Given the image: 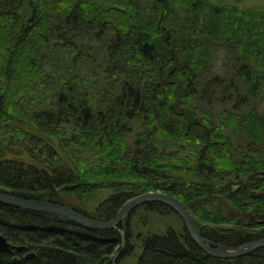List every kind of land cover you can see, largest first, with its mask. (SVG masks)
Listing matches in <instances>:
<instances>
[{"label":"trees","instance_id":"trees-1","mask_svg":"<svg viewBox=\"0 0 264 264\" xmlns=\"http://www.w3.org/2000/svg\"><path fill=\"white\" fill-rule=\"evenodd\" d=\"M68 1L83 0L63 3L0 0V28L4 27L1 44L9 42L15 47L11 55L23 60L6 65L5 73L0 72V112H7L4 105L18 101L12 95L24 89L29 94L16 108L20 116L13 118L46 134L50 133L49 128L60 131L61 126L71 124L75 135L68 138L83 149H92L88 145L98 146L93 140L96 136L102 138L100 143L116 137L119 141L123 134H130L133 125L141 126L146 130L141 140H136L132 149L122 146L119 163L129 176L171 180L175 186L171 188L176 190L174 195L184 199L195 216L210 219L216 226L205 229L198 225L201 236L213 244L233 248L264 238V167H256L259 158L264 165V111L260 108L264 104V31L256 40L249 34L250 41L245 34L242 40L237 29L226 30L225 36L217 33L214 23L198 20L199 15L206 17L202 9L206 1L200 4L194 0H130L137 11L134 16L115 6L121 7L116 9L120 18L114 19L123 21L121 25L108 19L105 6H99L105 0L97 7L95 0H89L90 6L96 8L88 12L71 9ZM189 10H192L190 20L186 17ZM235 17L232 13L228 19L240 26L241 21ZM73 33L85 37V48L76 46V57L67 54L77 44L72 40ZM93 35L101 42L98 47L102 58L97 64H89L90 56L86 55V39L91 40ZM214 46H222L227 52L232 47L238 49L228 53L221 73L215 70L214 55L209 53ZM192 52L196 53L193 57ZM63 53L70 60H64ZM84 63L85 79L76 73ZM13 65L20 70L16 72ZM45 65L47 70L42 69ZM54 69L58 75H54ZM42 74L45 82L60 85L54 95L47 89L39 90L38 84L33 90L28 88L26 79L33 75L42 83V79L38 80ZM230 118L229 125L220 122H228ZM213 126L235 132L243 143L239 152L249 154L253 160L252 170L247 168L244 173L235 168L226 172L228 176L216 172L218 155H214L212 148L214 136L220 134L212 132ZM1 137L0 133V159H3L6 152L1 147L7 141ZM38 139L28 134L27 140L32 145L40 142ZM162 139L167 141L169 149H161ZM180 139L183 147L191 145L188 154L193 157L179 158L181 150L176 146ZM64 140L56 141L67 153L71 144ZM231 142L230 138H223L221 147L223 160L229 162L237 153L241 155L229 148L234 146ZM74 150L67 154L71 153L69 159L78 169L81 160ZM92 153L104 162L115 158V153L107 149ZM33 156L37 164L26 168L23 162L0 160V191L4 192L1 190L4 187L15 190L16 193L9 194L16 197L62 204L57 192L67 189L65 183L73 180L70 168L63 172L61 166H54L65 165V161L51 144L39 148ZM183 168L185 172H196L200 180L184 182L177 174ZM111 183L115 194L95 214L98 220L113 219L125 201L143 193L142 186L150 184L134 183V188L122 190L124 182ZM211 196L212 199L208 198ZM205 205L209 206L208 210ZM141 207L153 213H174L158 202H146ZM128 224L126 218L115 229L90 230L59 216L0 203V233L11 243L26 248L12 255L0 252V264H119L134 250ZM25 252L34 256L24 259ZM116 253L118 256L113 259L111 256ZM136 264H264V247L235 259H217L203 252L185 228L180 236L169 229L164 235L145 239Z\"/></svg>","mask_w":264,"mask_h":264},{"label":"rangeland","instance_id":"rangeland-1","mask_svg":"<svg viewBox=\"0 0 264 264\" xmlns=\"http://www.w3.org/2000/svg\"><path fill=\"white\" fill-rule=\"evenodd\" d=\"M60 1L63 3L66 0H60ZM95 1L97 2L96 7L97 5L102 4V2H104L103 0H95ZM129 1L130 0H105V4H102L99 6H105V8L107 9L108 15H109L108 19H110L116 25H118L117 22L121 25L123 21L118 20L116 22L114 20L115 18H120V16L117 15L119 11L116 9L123 7L125 9L124 11H126L128 16H134L137 14V11H135L136 8ZM179 1L186 2L185 0H179ZM194 1L195 3H200V4H204L206 1L204 6H202L203 13L206 17L203 18V16L199 15V18H198L199 22L205 21L207 23H214V25L217 27L216 28L217 33L220 32L222 35L224 34L223 36H225L226 30L228 32L229 31L233 32L234 29H237L238 30L237 35H240L242 40L245 34L246 40L250 41L248 38V36H250L249 34H251L252 38L256 40V36H259L260 34H262L261 32L264 31V0H194ZM68 3L70 4L69 7L71 9L76 8L80 10V12L82 10L83 11L86 10L88 12L90 11L91 8L92 9L96 8V7L94 8L90 6L89 0H83L80 2H73V3L72 2L70 3L68 1L67 4ZM116 5L121 6V7L115 8ZM216 9H217V12H216ZM186 13H188V16L186 17L189 18L188 20H190V16L192 15V10L186 11ZM227 13H229V16L232 13H235L236 15L235 19L238 18L241 21V25L240 26L235 25V21H230L228 19L229 16L227 17ZM257 27H258V30H257ZM3 28L4 27L0 28V34L4 32L2 31ZM73 38L76 40L77 44L76 45L74 44L72 48H69V50H67V54L70 57H74V56L76 57L78 48L80 49L83 47L85 48V37L79 36L76 33H73L72 40ZM86 42H88L86 44L87 45L86 55L90 56V58H88L89 64L99 63L101 61L102 55L99 53L98 44H101V42L94 35L91 40L86 39ZM76 46H78V48ZM14 48L15 47L13 46L11 47V44H9V42L7 41L4 42L3 44H1V41H0V72H4L3 68H5L6 65L8 66V64L20 63L21 61L23 62L22 59L14 58V56L11 55V53L14 51ZM194 49L196 51L197 48L194 47ZM237 50H238L237 48L232 47V48H229L227 52L222 46L212 47L209 53L210 54L212 53L214 55L215 70L219 71L220 73L222 72L223 69L225 70V65L227 62L226 59L228 58V53L231 54L234 51L237 52ZM48 54H50V52H48ZM57 54L58 53H56V55ZM65 54L66 53L62 54L64 60H70V58L67 59L65 57ZM193 54H196V53L192 52L191 53L192 57H193ZM60 64H61V61H60ZM15 66L16 65H13V67ZM42 69L47 70L46 65L45 67L42 66ZM15 70L17 72V70H20V68L15 67ZM32 70L35 71L34 68H32ZM53 72H54V75H58L57 69H54ZM114 72H115V75H119L118 71L114 70ZM76 73L78 74L80 78L85 79V63L82 66H79L77 68ZM28 78L29 79L25 78L28 84L27 86L29 89H32V90L38 84L39 90L47 89L49 90L50 94L54 95L55 92L58 90L57 88L60 87L59 84L52 85L51 82H45L43 78V74L38 77V80H41V79L43 80L42 83H38L36 76L33 77V75H31ZM13 88L14 87L9 89L8 93L10 95L13 92ZM28 94L29 92L23 89L19 91L17 95H12L13 98H17L19 100L15 102L7 103L6 105H4V107L7 109V112L5 113L0 112V117H1L0 119H1V125H2V127H0V133L2 135L1 138L2 140L7 141V143L5 142L6 145H4V147H1L2 152L3 153L6 152V157L0 160L2 161L10 160V161L17 162V163L23 162L24 167L26 168L28 166H31L34 163L37 164V161L34 162L33 160L35 158L33 155H37V151L39 148H44L47 144H51L53 149H55L57 153L61 155L60 157L65 161V165L67 167L65 165L58 164V163L55 164L54 166H61V169L63 172L66 171L68 168H70L69 174L74 176L73 180L65 183L66 184L65 186L67 187V189L57 192V199L62 203L61 205L69 208L70 210L71 209L75 210L81 214L82 213L87 214L88 217L91 219L92 218L96 219L94 218L95 214H97V212L100 211L103 208V206L107 204L109 198H111L113 194H115V191L113 190L111 186L112 183H108V181L104 180V178L108 177L111 181L124 182L122 183V187H123L122 190H130L134 188V186H132V184L134 183L136 185H139V184L150 182L149 185L142 186L144 190L143 193L134 195L132 198H136L144 194H163V195L172 197L197 222V225H200L201 227L205 229L207 226L216 227L211 222H209L210 219H206V218L202 219V218H198L197 216H195V213L193 212V210L189 209V207L185 204L184 199H180L174 195L176 190L174 189L175 186L172 185L173 183L171 182V180L159 179L157 181H153L149 179L151 177L143 178V177H139L138 175L129 176L130 174L127 173V170H124L125 169L124 167L122 168V166L120 165L121 163L119 162L122 161L121 152L124 150L123 147L128 146L129 149H132L134 142H136V140H141V138L145 135L143 134L144 132H146L144 128H142L141 126L133 125L132 126L133 128H131L130 130V134L129 133L123 134L122 140H119V141L117 140V137H116L115 139L110 138L111 140L110 141L107 140L105 143H102V142L100 143L99 139H102V138L96 136V138L93 140L96 144H99V145L98 146L88 145V147H92V149H88L86 147L85 149H83L82 147L77 146L76 144L71 142L68 138L69 136L75 135V132L73 131L74 128L71 124L61 126L59 128L60 131L56 129H53L51 131V128H49L48 131L50 133L46 134L42 132V130H39L37 132L35 127L33 128L30 126H26L22 124V122L13 118V116H17V117L20 116L19 114L16 113V108L19 109L18 106H21L23 104V100L25 97H27ZM27 103L28 101H26V104ZM260 108L262 109V111H264V104H260ZM30 110H32V108H30ZM242 111L246 112L247 110H242ZM228 116L230 117V114ZM230 121H231V118L228 120V122H223V121H220V122L224 125H229L232 123ZM15 122H16V125H15ZM212 132L216 134L218 132L220 134L219 137L213 135L214 136V147L212 148V150L215 156L218 155L216 156L217 160L215 163V166L217 168V171H216L217 173L223 174L225 172L223 175L228 176L229 174L226 172L230 170L235 171V168H239V170L244 171V173L248 171L246 170L247 168L252 170L253 164H254L253 160L249 158L248 156L249 154L247 155L246 153L242 154V152H239V149L240 148L242 149L243 143L240 142V140L237 138V135L235 134L234 131H232V129L229 130V129H225L221 127L215 129V127L213 126ZM28 134L33 135L35 140L37 138H40L38 139L40 142H35V144L32 145L27 140ZM59 138L66 139L64 140V142L70 141L69 143L71 144L70 145L71 147L67 149L66 151L67 153L70 152L71 149L77 150L79 154L74 153V155H78V157L81 160L80 168L77 169L76 165L75 164L73 165V162L69 159V156L71 153L70 154L64 153V150L59 147L58 141H56ZM223 138L225 139L230 138V140L232 141L231 144L234 146L229 147V148L235 149L237 152H239V154H241V155H238L237 153V157H233L232 158L233 161H230L231 163L229 162L228 159L223 160V157L221 155V147L223 144ZM182 142H183V139H180L179 141H177V146H176L181 150L179 151V154H178L179 156L181 155L179 158H181L182 160H185V158L187 157L188 158L193 157V155L189 156L188 154L192 150L191 145L188 144L183 147V145L180 144ZM3 144H1V146H3ZM8 144H10L9 147L7 146ZM167 146H168L167 141L162 139L161 149L168 148ZM106 149L110 150L111 152H114L115 158L111 157L110 159L105 160L104 162V161H100L99 160L100 157H97L92 153V150L96 154H99L101 151L106 150ZM182 155H185V156L182 157ZM259 156H263V154H259ZM243 159H245V161H243ZM232 162H234L235 165H233ZM260 162L261 161L259 158L258 162L257 163L255 162L256 164H258V166L256 167H260V169H263L264 167V165H262L263 162L261 163ZM40 164L47 167V165L44 163H40ZM242 164L243 166L240 167ZM159 170H161L159 171L161 173L166 172V171H163V169H159ZM83 174H85V176H82ZM177 174L179 177H181V179L184 182H188V181L195 182V181L200 180V177L197 176L196 172H193V171L189 172L188 170L187 172H185L184 168L182 172H178ZM165 175H170V174L167 173ZM174 176L176 175L174 174ZM171 187H174V188H171ZM1 190H4L5 193H14V192L16 193L15 190L7 189L4 187H1ZM131 191H135V193H137V190H131ZM208 198L212 199L213 197L211 196ZM39 201H47V199H42ZM48 202H52V201H48ZM52 203H55V202L53 201ZM124 203H126V201ZM139 205L136 207H140ZM204 208L208 210L209 206L205 205ZM173 212L174 213L163 211L161 213H153L141 207L140 209H138V211H135L132 215L129 214L130 216L129 215L127 216V218L129 219V224L127 226H130L129 238H130V244L134 247V250L130 257H124L119 262V264H136L137 259L142 252L143 243L147 237L155 236V235L156 236L164 235L169 229L175 230L176 233L179 234L180 236V234H182L183 229L185 227L183 225L181 216H179L177 212L175 211ZM222 226L228 227L226 224H223ZM259 229L261 228H258L256 230H259ZM252 241H255V240H252ZM217 246L218 248L226 247L225 245H220V244ZM118 249L119 248L117 247L116 252ZM117 256H118V253H116L115 256H111V257L115 259Z\"/></svg>","mask_w":264,"mask_h":264},{"label":"water","instance_id":"water-1","mask_svg":"<svg viewBox=\"0 0 264 264\" xmlns=\"http://www.w3.org/2000/svg\"><path fill=\"white\" fill-rule=\"evenodd\" d=\"M149 201L160 202L177 212L179 216H181L182 221L186 229H188V233L194 243L199 248H201V250L212 257L219 259H232L249 254L253 250L264 246V238H260L235 248H216L215 245L205 241L201 237L193 218L188 214V212L178 202H176L174 198L163 194H144L136 198H132L122 205L113 219L109 221H102L98 219L82 217L74 210H70L63 205L48 201L20 198L0 191V203L38 213L58 215L90 230L115 229L123 220L126 219V217L136 206ZM21 250H23V247L10 244L7 239L0 234V252L12 253L13 251L19 252Z\"/></svg>","mask_w":264,"mask_h":264},{"label":"bare ground","instance_id":"bare-ground-1","mask_svg":"<svg viewBox=\"0 0 264 264\" xmlns=\"http://www.w3.org/2000/svg\"><path fill=\"white\" fill-rule=\"evenodd\" d=\"M22 124H24V125H26V126H28L27 124H25V123H22ZM175 127H176V129L178 128L176 125H175ZM104 180H106V181H108V183L110 182H112L108 177L107 178H104ZM132 199V198H131ZM130 199V200H131ZM129 201V200H128ZM127 202V201H126ZM141 205H143V204H140L139 206H141ZM14 207V206H13ZM18 208V207H17ZM121 208V207H120ZM119 208V209H120ZM138 208H140V207H135L131 212H130V214L132 213V212H135V210H137ZM19 209H22V208H19ZM118 209V210H119ZM23 210H25V209H23ZM27 211H29V210H27ZM75 211V210H74ZM32 212H34V211H32ZM77 214H80V216H82V217H85V218H89L88 217V215L87 214H84V213H79V212H77V211H75ZM118 212V211H117ZM183 225H184V223H183ZM185 230L188 232V229H186L185 228ZM6 238V237H5ZM7 239V238H6ZM8 240V239H7ZM249 243V242H248ZM259 248H261V247H259ZM259 248H257V249H259ZM26 249L24 248L23 250H21V252H24ZM203 251V250H202ZM20 252V253H21ZM204 252V251H203ZM5 253H7V252H5ZM7 254H10V255H12L11 253H7ZM31 254H33V253H27V252H25V255L23 256V258L24 259H28V258H32V256H31ZM207 254V253H206ZM34 255V254H33ZM210 256V255H209ZM212 257V256H211ZM215 258V257H214ZM217 259H219V258H217Z\"/></svg>","mask_w":264,"mask_h":264}]
</instances>
